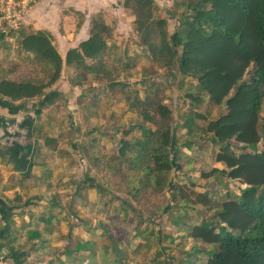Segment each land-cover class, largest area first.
<instances>
[{
	"label": "trees",
	"instance_id": "1",
	"mask_svg": "<svg viewBox=\"0 0 264 264\" xmlns=\"http://www.w3.org/2000/svg\"><path fill=\"white\" fill-rule=\"evenodd\" d=\"M179 5L180 16L170 14L177 20L175 30L170 32L169 18L158 14L156 0H123V6L135 15V30L141 46L152 58V70L157 72L164 68L170 77L180 75L195 82L185 89L183 85L187 82H183L182 98L184 102L189 99L191 106L177 115L159 89L147 90L143 98L134 97L131 107L137 109L143 123L124 131L119 150L107 166L115 173L129 168L138 174V178L132 180L134 186L128 190L137 203H146L143 199L149 188L154 192L171 188L172 198L179 202L177 209L184 212L172 221L177 231L185 232L180 234L182 244L179 243L181 250L177 264H264V149H258L264 139L261 116L264 0H183ZM23 29L17 31L19 48L45 62L50 74L48 80L38 76L14 79L0 72V100L4 103L3 99L7 98L4 105L13 112L21 109L23 101L42 98L41 106L44 107L64 96L59 91L47 92L61 78L64 64L82 69L94 79L113 76L107 67L111 57L107 34L111 28L101 14L94 16L90 36L70 48L66 59L54 44L51 32H26ZM6 36L0 29V39ZM143 70L146 78L151 76L145 68ZM109 79H106L107 83ZM74 83L82 85L79 80ZM204 106H207L206 110ZM216 108L220 112L213 116ZM147 122L155 124V128ZM134 129H139L141 134L132 135ZM180 129L184 130L182 138L178 137ZM203 140L218 148L215 159L224 167L202 170L200 178L217 182L225 190L222 196L176 185L170 178L172 171L183 168L180 159H191L189 152L198 149ZM17 147L22 148L19 144ZM82 152L98 171L102 169L92 160L93 154L87 148ZM86 181L90 182L92 178H86ZM234 182L238 183V192L231 187ZM99 187L106 191L103 184ZM196 205L201 207L200 213H204L200 215V221H193L187 214L189 207ZM171 210L172 206L168 211ZM154 212L148 211L149 214ZM154 232L151 229L150 233ZM147 233L146 230L138 231L132 236L141 239L135 244L136 248L145 243L149 247L152 240L148 239ZM27 235L29 242L42 237L37 230H29ZM0 237L6 239L5 245L10 248L8 253L15 264H21L22 253L11 245L16 239L14 234L3 227ZM171 238L174 241L173 235ZM160 239L157 234L155 240ZM187 240L191 243L189 249L184 246ZM34 248L39 249L36 245ZM86 248L85 242H79L74 248L67 247L56 259L59 264H77L80 259L77 253ZM115 251L116 260L127 264L125 248L116 247ZM47 264H55L54 259L47 260Z\"/></svg>",
	"mask_w": 264,
	"mask_h": 264
},
{
	"label": "rangeland",
	"instance_id": "2",
	"mask_svg": "<svg viewBox=\"0 0 264 264\" xmlns=\"http://www.w3.org/2000/svg\"><path fill=\"white\" fill-rule=\"evenodd\" d=\"M182 1L156 0L159 7L158 14L169 18L170 32H173L177 26L176 17L182 12L179 5ZM106 7L107 9L104 7L105 9L98 13L111 28L107 34L111 57L108 60L109 54L106 53L105 58L113 76L106 74L107 76L101 79H94L92 74L82 69L65 68L64 77L59 81L58 88L68 93L64 92L66 96H61L58 102L62 104L63 100L67 101L64 105L67 108H63L65 112L62 114L66 117L61 119V127L55 128L53 135H55L54 139L58 140L55 147L59 145L60 148L68 150L65 154H68L71 160L67 159L62 166L56 165L55 178H60L63 185L54 186L50 193L45 192V200L42 202L45 206L34 211L36 216L33 218L32 230L41 232L42 237L29 242L27 231L30 227L26 228L25 234L22 232L21 236L14 234L16 239L11 245L22 253L21 258L19 257L21 264H47V260L51 259H54L55 264H59L56 258L67 247L74 248L79 242H85L87 248L77 253L80 257L77 259L79 260L77 264H124L123 261L116 260V247L125 248L127 264H165L167 261L177 264L180 257L179 243L182 240L180 236L185 232L177 231V226L172 221L178 214L184 212L177 209L179 202L172 198L171 188L168 186L157 192L149 188L143 199L146 203H137L128 190L134 186L132 180H136L138 174L131 172L129 168L122 172L123 174L115 173L110 170L107 163L118 152L124 131L143 123L137 109L131 107L134 97L143 98L147 90L159 89L177 115L180 110H187L191 106L189 99L183 101L181 88L183 82H187L183 85L185 89L195 80L180 75L177 78L170 77L169 71L164 68H159L157 72L153 71L152 58L141 46L135 30V15L132 10L123 6V0H109ZM66 12L72 17L68 21L56 22L53 27L58 30L56 31L59 40L54 38L58 50L64 46L66 36L73 44L86 38L90 33L92 20L96 16L94 14L90 18H85L81 12L73 8ZM172 12L176 17L170 16ZM23 30L33 31L28 26ZM13 37L11 41L0 39L1 48L6 46V43L11 44L10 51H2L5 55L2 58L8 63L10 70H13L10 75L26 78L38 76L48 80L50 72L47 64L37 59L33 53L18 56V34L15 33ZM144 68L151 75L148 78L145 77ZM249 74L250 72L247 77ZM70 78L74 81H82V85L78 84L77 87L72 88L69 86V81L73 86L77 84ZM108 78H110L109 83L106 82ZM123 83L124 87L121 86ZM206 107L204 106L203 109L206 110ZM72 109H78L80 112L74 114ZM219 112L220 110L216 108L213 116H217ZM261 116L264 120V98ZM146 124L155 128V124L148 122ZM140 134L139 129L132 131V135ZM183 136L184 130H178V137ZM201 144L195 151H188L192 156L191 159L187 157L180 159L183 168L172 171L170 178L176 185L181 184L198 192L222 196L225 190L218 186L217 182L211 178H200L202 170H210L212 166L223 168L224 164L215 159L218 148L213 147L212 143L206 140ZM258 147L260 150L264 149V139L260 141ZM86 148L93 154L92 160L101 165V170L98 171L87 154L82 152ZM83 154L85 155L82 157ZM66 164L71 167L70 170L65 168ZM69 171L70 174L67 176L65 173ZM86 178H92V181L87 182ZM192 179L194 181H190ZM98 184H103L106 191H103ZM232 184L231 187L238 192L239 188L236 185L238 183ZM120 185L122 187H117ZM53 195L56 196V200L60 198L58 202L64 204L62 209L60 205L51 208L52 201L49 198ZM39 201L35 202L40 204ZM127 204H130V207ZM170 206L172 210L168 211ZM200 209L201 207L197 205L190 206L187 211L189 218L200 221L202 218L200 215L204 214L200 213ZM148 211L155 212L149 214ZM20 224L23 226L24 222ZM151 229H154V234L150 233ZM145 230L148 232L146 234L148 239L152 241L149 247L145 243L136 248L135 244L141 239L132 236L138 231ZM157 234L160 240H155ZM171 235L174 236V241ZM190 242L187 240L184 245L188 249L191 247ZM35 245L39 249H35ZM9 250L10 248L5 244L0 246V264H15L14 258L8 253ZM62 258L65 260L66 256L63 255Z\"/></svg>",
	"mask_w": 264,
	"mask_h": 264
},
{
	"label": "crops",
	"instance_id": "3",
	"mask_svg": "<svg viewBox=\"0 0 264 264\" xmlns=\"http://www.w3.org/2000/svg\"><path fill=\"white\" fill-rule=\"evenodd\" d=\"M108 2L109 0H39L31 11V23L27 26L33 31L47 30L59 40L58 30L53 27L56 22L68 21L72 17L66 10L73 8V10L81 12L85 18H90L105 8L107 9L106 4ZM13 36L14 34L8 35L3 40L8 41L7 39H9L11 41L14 39ZM89 36L90 33L83 40ZM65 40L64 46L59 48L64 59H66L67 51L70 48L78 46L83 41L73 44L69 42L67 36ZM5 45V48L0 47V72L6 77L16 79L18 77L10 75L13 70H10L8 63L2 58L5 56L2 51H10L11 44L6 43ZM17 47L19 46L17 45ZM18 49V56L19 54L32 53ZM66 67L71 66L64 64L63 73ZM63 73L56 82L57 85H52L47 89V92L68 93L58 88L60 86L59 81L64 77ZM16 74L18 75V73ZM70 80L75 82L72 78ZM69 86L75 88L78 84L73 86L69 81ZM3 100L4 103L0 100V228L7 227L10 233L13 232V234L21 236L22 232L25 234L26 228L33 229V218L36 216L34 211L45 206L42 204L45 200V192L50 193L54 186L63 185L60 178H55L56 165L62 166L64 161L70 158L68 154H65L68 150L60 148L59 145L55 147L58 140L54 139L53 131L55 128L61 127L60 121L66 117H63L62 114L65 112L63 108H67L64 106L67 101L63 100V103L60 104L58 101L61 99L58 98L42 107V98H33L23 101L21 109L18 112H13L7 105H4L8 99L4 98ZM14 103L19 104L20 102ZM68 110L71 111V109ZM78 112H80L78 109L72 111L74 114H78ZM18 144L22 148L17 147ZM65 168L70 170L71 167L67 165ZM65 174L68 176L70 171ZM56 199L54 195L49 198L52 201L51 208L54 209L55 205H60L62 209L63 203L58 202L60 198ZM38 200L42 205L36 203ZM42 219L44 220V218ZM22 222H24L23 226L20 224ZM5 240L0 237V246L5 244ZM9 241L11 242V240Z\"/></svg>",
	"mask_w": 264,
	"mask_h": 264
},
{
	"label": "built area",
	"instance_id": "4",
	"mask_svg": "<svg viewBox=\"0 0 264 264\" xmlns=\"http://www.w3.org/2000/svg\"><path fill=\"white\" fill-rule=\"evenodd\" d=\"M39 0H0V29L8 36L31 23L30 14Z\"/></svg>",
	"mask_w": 264,
	"mask_h": 264
}]
</instances>
